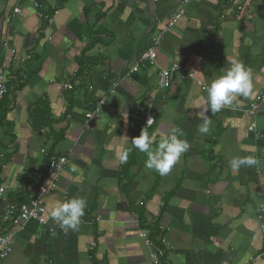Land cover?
Returning a JSON list of instances; mask_svg holds the SVG:
<instances>
[{
  "label": "crops",
  "instance_id": "obj_1",
  "mask_svg": "<svg viewBox=\"0 0 264 264\" xmlns=\"http://www.w3.org/2000/svg\"><path fill=\"white\" fill-rule=\"evenodd\" d=\"M183 2L0 0V62L4 41L16 49L0 101V184L11 201L33 198L49 180L46 149L68 157L45 199L48 214L56 202L87 201L78 230L31 220L16 230L13 252L0 264H149L151 248L139 227L155 242L164 237L167 264H264L257 218L264 204V108L254 120L248 112L264 87V0ZM16 7L21 11L8 23ZM181 7L186 12L169 25ZM159 34L157 64L132 71ZM237 61L252 70L253 91L218 113L209 110L211 129L202 134L206 87ZM172 63L194 78L177 75L160 89L159 71ZM143 128L154 146L173 130L183 132L190 147L169 174L146 168L147 155L132 148ZM234 156L257 163L234 173ZM4 205L0 198V210Z\"/></svg>",
  "mask_w": 264,
  "mask_h": 264
},
{
  "label": "built area",
  "instance_id": "obj_2",
  "mask_svg": "<svg viewBox=\"0 0 264 264\" xmlns=\"http://www.w3.org/2000/svg\"><path fill=\"white\" fill-rule=\"evenodd\" d=\"M190 0H184L183 4L187 5ZM37 7H41V4L37 3ZM21 10L16 7L13 10V14L7 17L9 23L17 13ZM185 8L181 7L177 13H175L169 25H173L177 19H179L184 13ZM38 15L42 18H48V14L39 10ZM161 40V34L152 40L151 45L142 52L140 57L134 62L132 71H137L140 67H150L157 64V46ZM4 57L0 62V101L5 97L8 87L6 84V71L8 69L7 62L11 55L16 53L10 44L6 41L3 42ZM180 75L183 79L194 78L193 71L189 70L188 67L181 63H172L168 68H163L158 74V87L160 89H167L171 86L173 79ZM65 89L72 90L74 85L70 82L63 84ZM104 100L100 101L103 104ZM264 108V87L255 95L251 102L248 112L249 116L254 120L257 115ZM87 119L91 120L94 117L93 113L87 114ZM152 124V119L145 122L146 126ZM252 127L256 128L255 121L252 122ZM263 136L264 135H260ZM42 152L46 153L47 156V174L48 182L40 185L37 188L36 195L29 201L17 203L7 198V191L4 184H0V198L5 201L4 207L0 210V261L8 257L14 249V235L16 230L23 227L27 222L34 220L38 224L44 227L55 229L58 226V222L50 218L46 209L45 199L58 187V176L66 168L68 164V157L60 155L58 153L42 149ZM4 154L0 152V158H3ZM261 221V227L264 230V204L260 207V214L257 217ZM138 235L144 240L145 244L151 248L149 253V264H167L166 263V252L163 244L166 240L164 237L155 242L151 239L150 232L142 227H139Z\"/></svg>",
  "mask_w": 264,
  "mask_h": 264
},
{
  "label": "clouds",
  "instance_id": "obj_3",
  "mask_svg": "<svg viewBox=\"0 0 264 264\" xmlns=\"http://www.w3.org/2000/svg\"><path fill=\"white\" fill-rule=\"evenodd\" d=\"M252 70L242 62H233L230 67L224 69L223 74L213 80L207 87V101L209 108L205 109L203 123L198 126L202 134H207L212 125V120L207 115L210 110L215 114L223 108L233 106L236 97H248L253 91ZM183 132L179 129L173 130L169 135L161 137L158 144L154 146V139L143 128L139 136L131 140L132 148L147 155L145 167L155 170L161 176L169 174L173 167L179 162L182 154L189 150V143L181 139ZM131 149L124 150L122 160L126 161ZM257 160L252 157L234 156L230 159L229 165L234 173H239L243 166H253ZM73 167V171H75ZM234 187H240L238 181ZM87 201L83 197H72L63 202H56L50 213V218L58 222L59 227L64 231H76L85 215Z\"/></svg>",
  "mask_w": 264,
  "mask_h": 264
},
{
  "label": "trees",
  "instance_id": "obj_4",
  "mask_svg": "<svg viewBox=\"0 0 264 264\" xmlns=\"http://www.w3.org/2000/svg\"><path fill=\"white\" fill-rule=\"evenodd\" d=\"M40 116H41V113L39 112V114H38L39 119H40ZM38 123H39L40 126H43V125H46V124H47L46 122H43V123H42V122H39V121H38ZM40 123H41V124H40ZM135 153H137V152H135ZM131 164H132L131 161H128V162H126V163L124 164V166H123L124 172L127 171V169L130 168ZM143 214H144V212L141 213V211H140V213H139L140 223H141V222H144ZM143 224H144V223H143ZM144 226H145V224H144Z\"/></svg>",
  "mask_w": 264,
  "mask_h": 264
}]
</instances>
